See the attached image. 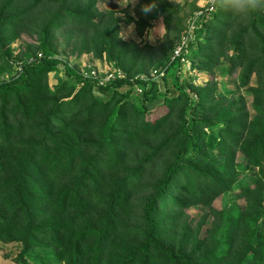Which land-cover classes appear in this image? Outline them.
I'll return each mask as SVG.
<instances>
[{
	"label": "trees",
	"instance_id": "trees-1",
	"mask_svg": "<svg viewBox=\"0 0 264 264\" xmlns=\"http://www.w3.org/2000/svg\"><path fill=\"white\" fill-rule=\"evenodd\" d=\"M243 1L241 11L235 0L202 11L175 61L208 73L225 60L242 87L254 77L253 122L243 108L210 120L213 89L168 81L161 70L173 62L156 70L160 80L118 66L126 78L99 87L54 58L59 43L68 56L122 55L119 22L96 0H0L8 60L13 43L38 41L34 59L0 82V241L22 256L54 249L55 264H264V0ZM60 67L65 82L52 90L47 77ZM159 98L169 114L151 121L146 107ZM238 155L257 175L235 194L243 207L219 212L212 205L235 192ZM198 206L222 225L216 239L192 223Z\"/></svg>",
	"mask_w": 264,
	"mask_h": 264
},
{
	"label": "rangeland",
	"instance_id": "rangeland-1",
	"mask_svg": "<svg viewBox=\"0 0 264 264\" xmlns=\"http://www.w3.org/2000/svg\"><path fill=\"white\" fill-rule=\"evenodd\" d=\"M215 0H96V9L104 15H113L119 22L118 39L121 42L122 55L117 51L103 53L97 57L94 53L82 52L77 56H68L64 53V44L59 43L55 52L51 55L58 59L61 58L77 70L79 73L89 72L90 70H99L101 74L110 70L118 69L123 66L131 73L137 76H144L147 80H160L161 77L153 76L154 70L160 69V66H168L170 62L174 65L169 70L164 71L165 78L168 81H188L190 84L198 87H207L213 89L212 114L210 120L219 121L224 119L225 115L232 114L235 110L243 108L249 114V120L255 121L258 110L253 104L251 90L256 88L257 82L251 77L246 87H242L238 83V73H233L229 64L225 60H221L220 64L214 67L211 72L200 73L196 67L191 69L190 61H175L177 53L182 52V48L188 42L193 41V31L195 18L202 15V11L206 10L210 14L213 12L211 5ZM238 11L243 10L245 2L243 0H235ZM160 12L161 14L157 17ZM164 12V14H163ZM231 34L228 39L235 38L237 26L231 27ZM36 39L24 38L21 42H15L11 45V58L8 60L7 54L3 48L0 49V82L9 81L16 78L20 72V66L23 61L32 60L37 55ZM232 48L229 49L227 55L231 56ZM120 69V68H119ZM122 70V69H120ZM122 72H124L122 70ZM125 73V72H124ZM48 87L52 90L58 88L65 82L63 76V68L60 71L51 73L46 80ZM162 88V87H161ZM136 91V88H135ZM133 93V92H132ZM135 98V94L123 100L129 101ZM166 99L173 98L167 97ZM161 98L156 102L147 105V117L151 121L164 120L169 114L166 101ZM135 100V99H134ZM133 100V101H134ZM172 103H169L170 105ZM232 104L237 105L232 108ZM233 109V112L231 109ZM176 119H171L166 130L174 126ZM158 141V140H157ZM222 162L225 161L224 156H218ZM238 165L237 172L240 177L235 183V192L223 194L213 202V208L219 212L228 208L230 211H236L238 207H243L244 202L236 199L235 194L240 190L243 184L252 185L255 181L257 170L248 167L246 159L242 155H238L236 159ZM264 211V204H263ZM187 213L192 218V223H202L209 228L207 241L216 239L220 234V229L215 232L217 226L216 218L212 217L209 210L205 207H192ZM264 225V212L259 224ZM259 224H257L259 226ZM204 232V231H203ZM201 233L202 235L204 233ZM193 234H189L191 239ZM169 242L173 239L168 237ZM21 248L14 244H7L0 241V264H55V250H43L35 248L28 252L26 256H22Z\"/></svg>",
	"mask_w": 264,
	"mask_h": 264
},
{
	"label": "built area",
	"instance_id": "built-area-1",
	"mask_svg": "<svg viewBox=\"0 0 264 264\" xmlns=\"http://www.w3.org/2000/svg\"><path fill=\"white\" fill-rule=\"evenodd\" d=\"M153 76L159 75L161 77L162 74H158V71L154 70L152 72ZM81 75L85 79H91L94 80L99 87H104L109 83L115 82L116 80H122L126 78V74L122 72L119 68L116 70H110L109 72H105L104 74H101L99 70H90L89 72L81 73ZM158 76V77H159ZM142 80H146L144 76H138ZM137 92L141 93L140 89H136Z\"/></svg>",
	"mask_w": 264,
	"mask_h": 264
}]
</instances>
